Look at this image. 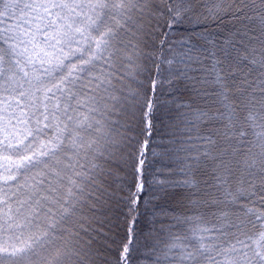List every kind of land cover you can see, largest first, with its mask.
Listing matches in <instances>:
<instances>
[{
  "label": "snow or ice",
  "instance_id": "obj_1",
  "mask_svg": "<svg viewBox=\"0 0 264 264\" xmlns=\"http://www.w3.org/2000/svg\"><path fill=\"white\" fill-rule=\"evenodd\" d=\"M237 2L244 0H232ZM0 6V17L10 10L20 13L18 31L0 33V42L12 41L7 49L0 47V81L6 71L12 72L7 87L0 83V264H112L106 252L113 250L115 264H132L141 205L147 207L173 186L193 189L187 212L201 206L218 211L175 215V210L157 205L146 234L155 237L154 264H264V211L247 209L255 222H249L251 232L240 233L243 239L226 235L214 223L229 215L219 205L245 194L255 196L264 208V182L259 192L254 185L232 191L223 153L212 157L207 150L182 158L179 173L185 179L148 181V141L134 145L136 138L129 134L138 118L142 131L151 135L149 118L159 103L162 66L178 73L168 81L170 87L176 79H194L187 76L193 59L190 42L204 34L178 29L201 27L243 9H233L229 0H0ZM260 18L264 23V16ZM260 65L264 68V53ZM223 80L217 74L220 95L227 99ZM178 107L188 109L181 113L188 125L208 116L191 103ZM225 107L234 111L232 104ZM232 119L230 115V128ZM192 130L180 129L179 139L170 142L180 145L177 152L194 151V140L214 143L183 135ZM250 130L264 173V99L233 129L241 145ZM126 148L134 151L125 153ZM201 157L219 161L210 188L222 189L223 199L210 190L201 196V182L195 178ZM153 184L160 195L149 192ZM179 225L188 227L173 232Z\"/></svg>",
  "mask_w": 264,
  "mask_h": 264
},
{
  "label": "trees",
  "instance_id": "obj_2",
  "mask_svg": "<svg viewBox=\"0 0 264 264\" xmlns=\"http://www.w3.org/2000/svg\"><path fill=\"white\" fill-rule=\"evenodd\" d=\"M229 4L233 9L241 8L243 11L236 16L225 15L219 21H210L206 25L194 29L187 24L178 29L179 32H184L187 29L190 34L192 32L204 34L203 36L194 35L190 42L193 59L187 65L190 69L187 76L194 79H176L170 87L168 81L176 77L178 73L175 71L170 73L167 65L162 66L159 79L163 80L164 83L158 91V106L153 116L149 118L152 123L151 135L149 136L142 131L144 125L139 122L138 118L133 123L135 131L129 134L136 139L131 143L135 145L137 141L141 143L145 140L148 141L144 170L145 178L148 181H152L154 177L169 180L185 179L186 177L179 173V170L184 167L182 158L188 155H197L207 150L212 157L223 153V159L229 163L230 174L233 177L229 181L232 191H235L238 187L247 190L250 185L255 186L253 190L260 191L261 183L264 182V173L261 172L262 165L258 155L260 149L255 146V137L250 130L246 142L241 145L233 134V129L238 124L243 123V116L249 110L257 111L260 101L264 99V92H262V89H264V68L260 65L261 55L264 53V23L261 22L260 18L264 16V12L261 11L264 5H261L259 0H244V3H232V0H229ZM3 11V7L0 6V12ZM19 15L18 10H10L0 17V33L14 35L18 31L16 25ZM8 43H12V41ZM8 43L0 42V47L7 49ZM246 54L248 59L243 60L242 57ZM8 59L9 57L5 55V69L9 67ZM253 59L257 61L256 64L251 63ZM217 61L219 63H216ZM184 67L186 66H173L174 69L181 70ZM217 74L224 77L223 83L226 85L227 99L220 95L223 90L216 83ZM10 76H12V72L6 71L4 81H0V83H4L7 87L10 83L8 81ZM152 78H157L155 69L152 71ZM140 79H144V77H140ZM193 84L199 90L198 93L194 92ZM4 95H8V93H4ZM174 98L175 102L170 103ZM184 103H191L194 108L206 112L208 114L207 118L195 125L183 123L181 113L187 112L188 109L178 107V105ZM226 104H232L234 111L229 112L225 107ZM230 115L233 117L231 120L232 128L229 127ZM183 128L193 129L190 133H184V136L208 137L214 143L209 144L206 140H194V151L190 153L177 152L176 148L180 145L170 142L179 139L181 136L179 130ZM124 151L127 153L128 151H134V149L126 148ZM153 152L156 155H153ZM201 159L200 167L195 169V178L201 182L199 184L201 196H203L204 191L210 190L215 194V198L223 199L222 189L210 188L215 183L213 169L219 161L204 157H201ZM245 161H247V164ZM191 191L193 189L173 186L169 187L163 195H160L155 184L149 188L150 193H156L160 195V198L153 200L152 204L147 207L142 204L139 209L140 216L136 231L140 235L132 264H154L156 253L152 252L151 249L155 237H147L146 234L152 227L149 221L152 220L153 210L159 211L157 205L170 211L175 210V215L204 213L207 216L209 212L218 211L217 207L201 206L195 213L187 212L186 208L190 207L188 195ZM249 208L254 209L256 212L264 211V208H261L260 201L255 196L247 194L239 196L235 202L219 205V209L227 211L229 215L226 220H214L215 227L222 229L226 235L235 234L243 239L244 237L240 233L251 232L252 225L249 222H255L254 215L247 211ZM121 211L126 212L127 208H122ZM207 218L213 219L212 217ZM120 220L123 223L124 217L122 215ZM163 223L169 224L175 223V221L164 220ZM207 226L210 227L211 225ZM156 227H160L159 221H157ZM187 227V225H179L173 228L172 231L183 232ZM215 234L219 235V233ZM98 246L93 244V247ZM115 247V245H112L113 249ZM145 253L149 254L145 255ZM106 255L112 261V264H115L117 252L113 250L106 252Z\"/></svg>",
  "mask_w": 264,
  "mask_h": 264
}]
</instances>
